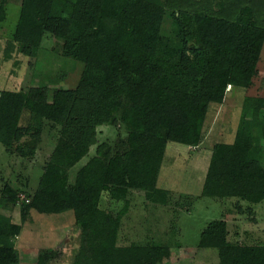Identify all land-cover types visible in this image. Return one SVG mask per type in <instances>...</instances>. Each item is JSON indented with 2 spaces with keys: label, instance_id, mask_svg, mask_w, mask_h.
I'll return each instance as SVG.
<instances>
[{
  "label": "trees",
  "instance_id": "trees-1",
  "mask_svg": "<svg viewBox=\"0 0 264 264\" xmlns=\"http://www.w3.org/2000/svg\"><path fill=\"white\" fill-rule=\"evenodd\" d=\"M8 2L0 3V22ZM262 10L247 2L229 16L225 0H23L13 41L32 54L51 36L84 70L74 89L56 88L52 101L40 87L0 92V143L8 152L29 136L17 151L35 156L47 123L59 134L37 189L20 204L21 224L0 212V264H21L13 240L31 210L73 211L80 234L71 264H160L168 246L153 238L120 244L128 206L104 209L102 196L126 202L142 192L175 221L188 202L158 186L168 142L199 147L210 105L225 101L228 86L253 84L264 47ZM25 111L32 120L22 126ZM118 123L127 136L99 142L98 127ZM92 146L96 154L71 182L70 169ZM21 191L6 183L0 207L13 210ZM201 196L237 198L249 209L264 202V97L246 96L234 142L214 145ZM198 247L216 249L219 264H264V242L230 239L225 219L206 225ZM60 256L48 249L36 264Z\"/></svg>",
  "mask_w": 264,
  "mask_h": 264
},
{
  "label": "rangeland",
  "instance_id": "rangeland-1",
  "mask_svg": "<svg viewBox=\"0 0 264 264\" xmlns=\"http://www.w3.org/2000/svg\"><path fill=\"white\" fill-rule=\"evenodd\" d=\"M22 1L9 0L5 16L0 22V92L40 87L46 90L48 100L52 101L56 88L74 89L77 86L84 64L64 56L60 43L51 36H46L41 47L32 54L24 52L23 45L13 41ZM225 1L226 8L231 13L229 16L234 15L240 6L247 2L256 8L264 7V0H258L260 4L256 0ZM197 6H194L195 9ZM211 7H214L213 3ZM262 14L261 21L264 24V10ZM167 28L171 31V23H167ZM227 90L230 93L226 95L222 104L210 105L204 125L205 137L200 147L168 142L161 167V182L175 190L176 197L183 195L187 199L184 198L186 203L188 202L187 205L182 202L183 209L178 214L180 220L176 219V222H173L167 219L171 215V210L167 211V207L147 202L142 192L132 191L128 202H116L111 200L106 192L103 194L100 206L104 209L118 211L125 205L128 206L120 244L128 245L134 241L153 238L169 248L167 253H162L160 264H195L196 256L203 264H218L216 249H202L197 246L206 225L224 217L229 220L234 240L264 242V203L249 209L248 203L237 198L218 200L205 197L199 200L202 197L200 193L214 145L218 142L232 141L233 133L235 130L237 132L239 126L243 100L246 96L264 97V47L253 84L246 89H233L232 86H228ZM30 120H32L30 113L25 111L21 125L26 126ZM42 131V137L39 143L37 142V151L32 158H23L18 152L25 150L24 142L31 141L29 136L14 142L12 145L14 153L8 152L6 146L0 143V198L6 183L23 187L18 205L11 211L0 207V212L10 214L18 224H21L20 204L22 201L29 202L28 194L34 193L37 189L45 163L58 141L59 134L50 123L45 124ZM126 136L127 129L122 123L98 127L99 142L113 144ZM95 154L96 146H92L89 153L70 169L71 182L75 180L78 169ZM191 193L196 194L195 197L189 195L195 198L194 201L186 197ZM176 197H173V202L178 201ZM173 224L177 232L170 229L169 226ZM236 231L240 232V238L236 239ZM79 234L73 211L45 214L31 210L23 223L21 234L13 240V244L20 252L21 264H36L40 252L48 249L61 251L60 258L53 264H71L79 246ZM178 244H182L183 248H194L197 253L181 251Z\"/></svg>",
  "mask_w": 264,
  "mask_h": 264
},
{
  "label": "crops",
  "instance_id": "crops-1",
  "mask_svg": "<svg viewBox=\"0 0 264 264\" xmlns=\"http://www.w3.org/2000/svg\"><path fill=\"white\" fill-rule=\"evenodd\" d=\"M262 51H263V50H262ZM261 54H262V53H261ZM234 88H235V87H233V89H234ZM228 93H230V91H228L227 94H228ZM235 136H236V130H235V132L233 133V136H232L233 139H232V141L229 140L227 143H232V142H234V140H235ZM199 147H200V146H199ZM210 158H211V157H210ZM207 170H208V169H207ZM206 173H207V171H206ZM205 176H206V174H205ZM204 179H205V177H204ZM161 180H162V176H161V172H160V176H159V180H158V186H159V187H162V188H165V189H168V190H171V191L177 193L175 190H173L171 187H169V185H165V184H163V182H161ZM203 184H204V181H203ZM202 188H203V186H202ZM201 193H202V190H201ZM201 193H200V194H201ZM188 195H193V196L195 197L196 194L191 193V194H188ZM202 198H205V197H201V198H199V200L202 199ZM262 203H264V202H262ZM262 203H260V204H262ZM257 205H259V204H257ZM168 209H169V208L167 207L166 210L168 211ZM178 210H179L178 212H181L182 209H178ZM178 214H179V213H178ZM178 214H177V218L175 217V219H174L175 222H176V219H179V220L181 219L180 215H178ZM167 219L170 220V219H173V217H171V216L169 215V218L167 217ZM224 219L228 222V227H229V231H230V223H229V220H228L227 217H224ZM169 227H170L171 230L174 229L173 231H177V230L175 229L176 227H175L174 224L171 225V226H169ZM235 236H236V239H237V238H240V236H241L240 232H239V231H238V232L236 231V232H235ZM235 236H234V237H235ZM230 239L233 240V237H232L231 232H230ZM178 246L181 248V251H185V252H189V253H191V252H193V253H197V251H195L194 248H190V247L183 248V245H182V244H180V245L178 244ZM197 247H198V246H197ZM207 249H208V248H207ZM195 261H196L195 264H199V262H200V261L197 260V256H196ZM200 264H203V263L200 262ZM218 264H219V257H218Z\"/></svg>",
  "mask_w": 264,
  "mask_h": 264
}]
</instances>
